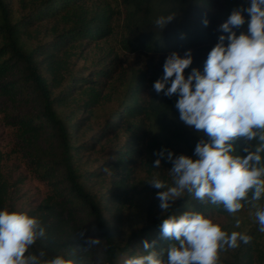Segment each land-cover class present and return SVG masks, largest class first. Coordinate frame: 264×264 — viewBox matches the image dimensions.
Masks as SVG:
<instances>
[{"label": "trees", "instance_id": "16d2710c", "mask_svg": "<svg viewBox=\"0 0 264 264\" xmlns=\"http://www.w3.org/2000/svg\"><path fill=\"white\" fill-rule=\"evenodd\" d=\"M242 3L0 0V208L42 221L46 238L32 253L123 264L146 251L144 240L168 248L173 241L160 236L159 224L185 211L186 198L168 213L159 207L160 189L147 181L158 173L171 183V163L153 168L154 151L191 156L199 137L179 120L176 96L157 94L152 84L172 51L191 48L192 66L202 70L218 25ZM171 12L163 31L154 26ZM192 203L229 232L252 236L221 252L219 264H264L253 209L240 211L237 228L222 207Z\"/></svg>", "mask_w": 264, "mask_h": 264}, {"label": "clouds", "instance_id": "9594fccd", "mask_svg": "<svg viewBox=\"0 0 264 264\" xmlns=\"http://www.w3.org/2000/svg\"><path fill=\"white\" fill-rule=\"evenodd\" d=\"M175 16L159 15L154 26L163 31ZM202 23L207 26L209 20ZM217 31L202 70L192 66L191 48L183 54L172 51L152 84L157 94L176 96L179 120L196 130L199 139L191 156L165 147L154 151L153 168L158 169L162 159L171 163V183L158 173L147 181L160 189L155 194L159 207L168 213L186 198V210L161 220L160 236L173 241L166 250H156V240H144L146 251L125 258L123 264H219L221 252L250 243L246 231L229 232L197 210L193 201L222 207L237 228L247 205L254 210L257 230L264 233V0H244ZM44 238L46 228L38 217L0 208V264H74L63 255L41 259L43 251L32 253L34 243Z\"/></svg>", "mask_w": 264, "mask_h": 264}, {"label": "rangeland", "instance_id": "374dc122", "mask_svg": "<svg viewBox=\"0 0 264 264\" xmlns=\"http://www.w3.org/2000/svg\"><path fill=\"white\" fill-rule=\"evenodd\" d=\"M124 59L127 60V62L129 64H132V65L135 64V65H137L135 58L133 56H131V55H127L126 57L124 56ZM84 135H83L84 137L89 136V132H86V134L84 133Z\"/></svg>", "mask_w": 264, "mask_h": 264}]
</instances>
